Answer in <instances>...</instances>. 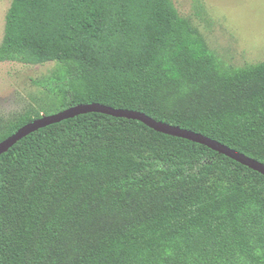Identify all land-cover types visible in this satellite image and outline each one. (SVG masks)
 I'll return each mask as SVG.
<instances>
[{
    "label": "trees",
    "instance_id": "obj_1",
    "mask_svg": "<svg viewBox=\"0 0 264 264\" xmlns=\"http://www.w3.org/2000/svg\"><path fill=\"white\" fill-rule=\"evenodd\" d=\"M6 61L56 64L38 82L49 115L94 103L138 111L264 164V63H229L173 0H13ZM40 118H20L0 143ZM142 139L148 152L131 145ZM217 175L227 184L188 191ZM75 180L82 216L76 199L50 205ZM68 230L79 244H66ZM0 264H264V175L140 121L74 116L2 155Z\"/></svg>",
    "mask_w": 264,
    "mask_h": 264
},
{
    "label": "rangeland",
    "instance_id": "obj_2",
    "mask_svg": "<svg viewBox=\"0 0 264 264\" xmlns=\"http://www.w3.org/2000/svg\"><path fill=\"white\" fill-rule=\"evenodd\" d=\"M12 2L13 0H0V46L4 40L6 18ZM173 4L180 16L199 33L206 45L225 57L229 63L237 66L264 63V0H173ZM55 68V63H0V134L6 133L20 118L49 116L48 113L54 109L53 100L46 88L38 82L50 75ZM146 143L150 141L142 139L132 141L131 145L134 144L136 148L148 152ZM102 147L103 145H97L94 149ZM14 172L16 171L11 173L10 181L14 179ZM22 183L29 192L37 186V183L29 184L27 180L31 185L28 186L25 178ZM217 183L227 184L221 175H217L206 184L188 191L192 194ZM67 187L68 189L57 186L50 205L60 206L76 199V213L82 216L88 204L87 197L79 196L76 180L71 185L67 183ZM23 209L24 206L18 214H22ZM14 231V227L10 223L7 224L6 233L13 234ZM63 238L68 245L71 242L74 246V241L79 244V237L75 236L74 230L64 232Z\"/></svg>",
    "mask_w": 264,
    "mask_h": 264
},
{
    "label": "water",
    "instance_id": "obj_3",
    "mask_svg": "<svg viewBox=\"0 0 264 264\" xmlns=\"http://www.w3.org/2000/svg\"><path fill=\"white\" fill-rule=\"evenodd\" d=\"M89 113H101V114H106V115L113 116L116 118H125L129 120L140 121L157 132L170 135V136L183 138V139L204 145L264 175V164L263 163L235 149H232L210 137L199 134L197 132L182 129L180 127L172 126L162 121H157L142 112L133 111V110H125V109H115V108L102 105V104H98V103H94L90 105L75 106L65 111H62L60 113L42 117L34 121L33 123L23 126L15 134H13L12 136L4 140L2 143H0V159L2 155L8 152L14 145H16L18 142H20L23 138H25L29 134L41 128H44L48 125L57 124L65 120L71 119L74 116H79V115L89 114Z\"/></svg>",
    "mask_w": 264,
    "mask_h": 264
}]
</instances>
